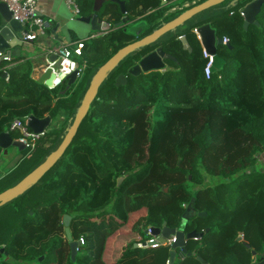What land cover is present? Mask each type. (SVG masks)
<instances>
[{"label": "trees", "instance_id": "16d2710c", "mask_svg": "<svg viewBox=\"0 0 264 264\" xmlns=\"http://www.w3.org/2000/svg\"><path fill=\"white\" fill-rule=\"evenodd\" d=\"M93 2L80 0L81 15L92 14ZM244 4L229 6L227 16L216 20V35L228 37L229 45L218 47L210 78L199 41L177 70L147 80L116 85L128 55L109 70L63 156L0 208V249L8 257L23 264H167L168 243L135 246L152 238L147 227L167 226L185 233L209 228L188 240L190 255L173 264H253V250L256 262L264 259V10L259 25L245 29L239 11ZM103 15L112 22L123 18L115 3ZM90 40L84 41L82 75L64 95L67 81L41 90L45 85L32 77L30 59L0 67V133L18 138L20 132L11 129L15 119L62 117L5 176L0 192L58 148L98 69L128 44V31L118 28ZM229 61L234 64L226 72ZM65 214L72 217L73 238H84L75 261ZM139 217L143 224L134 227ZM5 259L0 264H15Z\"/></svg>", "mask_w": 264, "mask_h": 264}, {"label": "water", "instance_id": "95a60500", "mask_svg": "<svg viewBox=\"0 0 264 264\" xmlns=\"http://www.w3.org/2000/svg\"><path fill=\"white\" fill-rule=\"evenodd\" d=\"M113 2L116 4H119L121 13L123 15L127 14L126 5L124 1L121 0H94L93 5V11L94 14L91 15H80L77 18L70 17L68 15L61 16V20L58 21L55 26L52 28V32L55 33V38L60 41L61 39L58 37V31L62 30L63 32L69 31L71 29L77 28L78 24H86L90 27L91 35L89 38H95L99 35H102L104 33H107L109 31H112V24L108 22L107 20H103V18H100L98 16V13L102 9L105 2ZM226 0H205L199 4H197L195 7L191 8L190 10L186 11L182 15H180L178 18L174 19L173 21L167 23L166 25L160 27L153 33L135 41L130 44L125 45L121 49H119L113 56H111L96 72L91 85L82 101V104L79 108V111L76 115V118L66 133L65 137L63 138L61 144L58 146L56 150H54L50 156L42 163L40 164L35 170H33L31 173H29L27 176H25L20 182H18L16 185L4 190L0 193V206L7 203L8 201L12 200L16 196L20 195L25 189L28 187L36 184L63 156L71 142L73 141L74 137L76 136L78 129L84 120V118L87 116V114L90 111L91 105L95 101L99 88L101 87L105 76L109 72V70L115 66L120 60H122L125 56L128 55L129 52L138 49L140 47H143L145 45H148L158 39L159 37L165 35L166 33L170 32L177 26L183 24L185 21L190 19L191 17L209 9L212 8L220 3H223ZM236 0H234L235 2ZM231 3V4H234ZM264 5V0H252L251 2L247 3L245 6L241 8V13L244 18L243 26L245 29H248L249 25L256 24L259 25L258 22V15L262 11V7ZM128 18L124 17L121 19V21L114 24L115 27H118L120 25L126 24ZM126 30V29H125ZM197 31L200 34L201 42L205 49L212 53L217 54V45L223 44V38L216 37L215 30L211 27L210 24H203L201 26L197 27ZM25 32V24L22 22H19L18 20L12 18V12L9 10L7 4L5 2H2L0 0V66L5 60H10L12 57L16 54H20L21 48L14 50L16 46H23V33ZM156 53L150 54L149 56H146L143 58L137 66H135V69H144V71L149 70H161L164 67V64H156L153 63L152 57L155 56ZM57 58L56 55L51 54L48 61L54 62V60ZM45 62V64L42 65V71L38 73L37 81L40 84H44L48 88H54L55 87V78L56 73L53 71L52 66L49 65V62ZM59 60L57 61V64H59ZM134 69V70H135ZM133 70V72H134ZM78 70L74 71L72 74L64 76L61 74L64 83L67 81V85L65 89L61 92V94H66V92L71 88L72 85H74L78 80ZM134 74H137L134 72ZM7 72L3 73V78H7ZM122 80H126V76L121 74L117 77L116 85L122 86L125 83L122 82ZM52 123V117L47 115L43 118H38L34 115H31L28 117L27 125L36 133H40L45 131ZM10 147H16L18 150L23 151L25 150V145L20 141L15 139L9 131H5L0 133V148L2 150H8ZM124 178H120L118 180V184L120 185ZM167 190V189H166ZM193 203V200L189 204L186 213L184 214V220L182 222V225L185 224L189 217V211L191 210V205ZM200 216H206V212H200ZM72 217L68 214H65L63 216L62 222L64 224V230L66 234V238L69 241L70 248H71V257L72 260H76V256L78 254V250L80 248V242L75 240L72 236L70 224H71ZM209 228L202 232H197L196 230H193L189 233H185L182 228H170V227H163V228H156L151 227L152 235L158 237V240H154L150 242V246H153L157 244V241L164 243L166 240H168L172 235L175 236L176 240L172 243V249L170 252L169 257V264H173L177 254L178 250L182 252V254L190 255V253H187L186 249V243L190 239H200L205 232H207ZM238 240H242L241 237L238 238ZM143 244L146 245V242H143ZM136 247H138V243L135 244ZM249 246V245H247ZM1 253H4L5 256H8V252L2 248L0 250ZM253 253V264H264V259L260 262H256V251H252ZM43 257H41L42 259ZM203 263H206V261L202 258H199Z\"/></svg>", "mask_w": 264, "mask_h": 264}, {"label": "flooded vegetation", "instance_id": "af4514ba", "mask_svg": "<svg viewBox=\"0 0 264 264\" xmlns=\"http://www.w3.org/2000/svg\"><path fill=\"white\" fill-rule=\"evenodd\" d=\"M121 1L125 2L126 10H127V14H125L123 17H127L128 20L126 24H123L125 26L120 25L118 27H115L114 24L117 22H112L111 24H112V29L114 30L122 27L123 29H126V31H128V44L135 42L153 33L160 27L173 21L174 19L178 18L180 15H182L186 11L190 10L191 8L195 7L197 4L201 3V1L199 0H128V4H127V0H121ZM229 1L231 2L232 0H229ZM243 2L244 0H236L234 4H231V5L234 6V5L241 4ZM110 3H113V2L108 1L104 3L102 9L98 13V16L100 18L105 19L104 17H108V16L103 15V12H104L105 7L109 5ZM246 4H244V6ZM116 5L120 9L119 4H116ZM214 7L209 8L191 17L190 19L185 21L183 24L177 26L170 32L159 37L152 43L129 52L128 53V66L122 69L118 74V76L121 74L126 76V80H122V82L125 83L122 86H127L131 80H147V77L149 75H152L156 72L165 73L171 69L177 70L178 69L177 66H179L181 63V58H187V56H190L196 52L198 41L202 47V42L200 38L198 37L195 29H197L198 26L208 23L211 25V27L216 32L217 26H218V23H216V20L227 16V13H225V9L224 11L222 10L219 12H211V13L207 12L209 10H212ZM241 8H239L240 11H241ZM262 10H264V5L262 7ZM198 21H203V22L197 26ZM216 37L218 36L216 35ZM225 45L228 46L229 44L217 45L216 48L218 49L219 46H225ZM153 53H156V54L154 57H152L151 61H153V63H156V64H161V63L164 64L163 69L161 70L152 69L149 71H144V69L142 68L135 69V66L140 64L143 58ZM133 70L137 74H134ZM117 77H116L115 83L117 81ZM22 159H20V161ZM1 161L2 160L0 158V162ZM20 161H18V163ZM18 163L8 172L0 174V183L3 182L5 176L8 173H10L13 169L17 167ZM10 201L1 205L0 208L8 204ZM30 214H32V212H30ZM18 222H20V220L17 221V223Z\"/></svg>", "mask_w": 264, "mask_h": 264}, {"label": "built area", "instance_id": "2783aa9c", "mask_svg": "<svg viewBox=\"0 0 264 264\" xmlns=\"http://www.w3.org/2000/svg\"><path fill=\"white\" fill-rule=\"evenodd\" d=\"M5 2L12 12V18L18 20L25 24V32L23 33V42H34L40 38V36L45 35L52 28L51 20L46 19L43 15H41L38 11V0H1ZM67 6L71 9L73 16L78 17L81 15V8L79 4V0H65ZM199 38L200 34L197 29H195ZM224 43H229L228 37H223ZM84 48V40L77 41L76 43L62 44L52 46L48 52L49 55L54 54L57 58L54 62H49V65L52 66L53 71L56 73L55 78V87L60 85L63 81L61 74L64 76L72 74L74 71L78 70V79L81 77L82 72L85 66H80L75 56H81ZM203 55L206 59V64L204 66V73L207 78H210L213 72V66L215 63V54L208 52L205 47H203ZM60 61L57 64V61ZM28 120V118H27ZM26 122L21 119H15L11 125L12 130H18L20 132V136L17 138L24 145L25 148H29V151H32L36 148L37 142L40 141L45 135L47 130L36 133L27 125ZM147 233L151 234V227L147 228ZM158 240V237L153 236L151 239L146 241V245L142 242L138 243V246L147 248L150 245V242ZM176 240L175 236L172 235L168 240L164 243H168L172 247V243ZM80 244L84 243V238H80ZM157 241V244L153 246H157L160 244H164ZM167 264L169 262L167 261Z\"/></svg>", "mask_w": 264, "mask_h": 264}, {"label": "crops", "instance_id": "0c3cea01", "mask_svg": "<svg viewBox=\"0 0 264 264\" xmlns=\"http://www.w3.org/2000/svg\"><path fill=\"white\" fill-rule=\"evenodd\" d=\"M94 3V2H93ZM94 5V4H93ZM38 11L41 15H43L46 19L51 20L52 28L55 26V24L61 20V16L68 15L73 18H77L73 16V13L71 9L67 6L65 0H38ZM92 14H94L93 8H92ZM108 16V15H105ZM124 16V15H123ZM107 19L108 17H104ZM124 18V17H123ZM103 19V20H105ZM108 21V20H107ZM112 23V21H108ZM80 27H78L76 30L71 29L69 31L63 32L62 30L58 31V37L61 39L58 41L55 38V33L52 32V28L43 36H40V38L34 42H24L23 46L19 47L16 46L13 48L14 50H17L21 48L20 54H16L12 57L10 60H5V63L3 62V66L1 64V68L5 69L7 66L14 65L16 63L22 62L25 59H30L33 62V71H32V77L37 80L38 73L42 71V65L47 62L50 55L48 54L50 48L52 46L56 45H62V44H69L72 45L76 43L77 41L84 40L86 41L87 38L92 34L90 31V27L86 24H79ZM125 26V25H123ZM122 28V27H121ZM114 30V29H112ZM83 32V36L81 37L78 33ZM91 34H90V33ZM90 39V38H89ZM60 42V44H57ZM41 47L42 50L38 54L36 53L35 47ZM34 54V55H33ZM5 64V65H4ZM5 71V70H4ZM8 77V75H7ZM67 85V84H66ZM1 158V157H0Z\"/></svg>", "mask_w": 264, "mask_h": 264}, {"label": "rangeland", "instance_id": "374dc122", "mask_svg": "<svg viewBox=\"0 0 264 264\" xmlns=\"http://www.w3.org/2000/svg\"><path fill=\"white\" fill-rule=\"evenodd\" d=\"M234 0H232L231 2L229 1V0H226V1H224L223 3H220V4H218V5H216L212 10H209V11H207L208 13H211V12H219V11H224V9L226 10L227 9V11H229V9H230V7L229 6H232L231 5V3L233 2ZM249 0H244V2L243 3H247ZM79 4H80V0H79ZM240 7V6H239ZM238 6H237V8H239ZM231 8H234V9H236L234 6H232ZM238 10V9H237ZM240 11V10H239ZM206 12V13H207ZM205 13V12H204ZM260 17V16H259ZM78 27H80V25L78 24ZM77 27V28H78ZM77 28H74V30H76ZM78 30V29H77ZM78 33H79V31H78ZM90 33V32H89ZM80 34V36L81 37H84L83 35V32H80L79 33ZM91 34V33H90ZM85 38H87L86 40L87 41H89V43L91 42L92 43V41L88 38V37H85ZM57 44H60V42H58ZM35 49H36V53L35 54H38L39 52H41V51H44V50H42V48L41 47H35ZM34 55V54H33ZM219 58V57H218ZM74 59H76L77 60V62L79 63V65L80 66H82V65H84L83 64V62H81L82 61V58H81V56H75L74 57ZM220 62H218V69H220V67L222 66V63H223V61L224 60H222V59H220L219 60ZM32 62V61H31ZM4 63H5V61H4ZM33 63V62H32ZM234 63L232 62V61H229L228 63H227V65H229V66H227V65H225V66H223V68H225V71L227 72V71H229V69H230V67L233 65ZM42 85H44V84H42ZM46 87L47 86H40V88H41V90L42 89H46ZM48 88V87H47ZM62 119V117H56V118H52V124H55V123H58V122H60V120ZM50 127V126H49ZM38 147V146H37ZM36 149V148H35ZM35 149H33V151L35 150ZM31 152V151H30ZM29 153V148H25V150H23V151H20V150H18L16 147H10L7 151L5 150H2V153H1V162H0V174L1 173H6V172H8L10 169H12L17 163H18V161H20V159H22L26 154H28ZM263 156H261V158L260 159H263L262 158ZM264 160V159H263ZM262 160V162H264ZM62 161L63 160H60V162L58 163V165H57V167L59 166V164H62ZM41 180V179H40ZM39 180V181H40ZM38 181V182H39ZM37 182V183H38ZM3 182H1L0 183V185L2 184ZM36 183V184H37ZM189 206V205H188ZM143 218L142 217H139V218H137L136 220H135V222H134V227H136V226H140L141 224H143ZM16 221V220H15ZM150 236H153L152 235V231H151V234H150ZM1 250V249H0ZM179 252H178V254H177V257H181V254H182V252L180 251V250H178ZM1 253V252H0ZM4 256H5V254H4ZM0 257V261H2V260H4L5 259V257ZM176 257V258H177ZM6 259H9L8 261L9 262H12V263H15V264H23V263H21V260H20V262H17L15 259H13V258H10V257H6ZM5 259V260H6ZM34 263V262H33ZM25 264H28V263H25Z\"/></svg>", "mask_w": 264, "mask_h": 264}, {"label": "clouds", "instance_id": "9594fccd", "mask_svg": "<svg viewBox=\"0 0 264 264\" xmlns=\"http://www.w3.org/2000/svg\"><path fill=\"white\" fill-rule=\"evenodd\" d=\"M240 13H241V11H240ZM241 15H242V13H241ZM242 16H243V15H242ZM225 37H226V36H225ZM222 38H223V37H222ZM200 40H201V38H200ZM223 42H224V41H223ZM223 44H229V43H223ZM203 47H204V46H203V44H202V51H203ZM216 55H217V54H216ZM203 56H204V55H203ZM215 58H216V57H215ZM54 88H55V87H54ZM48 129H49V128H47L46 130L48 131ZM46 133H47V132H46ZM44 137H45V136H44ZM44 137H43V138H44ZM43 138H42V139H43ZM15 139H17V138H15ZM17 140H18V139H17ZM147 228H148V227H147ZM152 237H153V236H152ZM155 237H156V236H155ZM77 241H79V240H77ZM79 242H80V241H79ZM145 242H146V241H145ZM142 243H143V242H142ZM80 245H81V244H80ZM139 247H140V246H139ZM149 247H150V246H149Z\"/></svg>", "mask_w": 264, "mask_h": 264}]
</instances>
